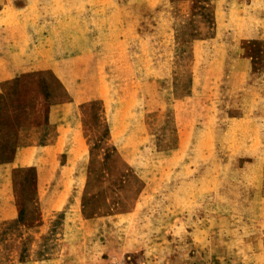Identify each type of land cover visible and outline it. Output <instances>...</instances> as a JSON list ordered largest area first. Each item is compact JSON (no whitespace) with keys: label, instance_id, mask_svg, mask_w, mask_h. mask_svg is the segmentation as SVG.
<instances>
[{"label":"rangeland","instance_id":"obj_1","mask_svg":"<svg viewBox=\"0 0 264 264\" xmlns=\"http://www.w3.org/2000/svg\"><path fill=\"white\" fill-rule=\"evenodd\" d=\"M1 6L62 43L58 67L80 84L67 146L82 156L63 191L57 174L40 188L37 172H15L20 222L0 221V264H264V0ZM46 72L3 84L0 150L41 115ZM47 129L28 137L48 144Z\"/></svg>","mask_w":264,"mask_h":264},{"label":"crops","instance_id":"obj_2","mask_svg":"<svg viewBox=\"0 0 264 264\" xmlns=\"http://www.w3.org/2000/svg\"><path fill=\"white\" fill-rule=\"evenodd\" d=\"M30 21L31 18L21 16L19 12L8 6L0 7V32H3L0 34V95L8 93L6 89H3V84L6 81L12 82L14 91L11 92H16L15 89L22 88V83L27 74L34 69L44 68L48 70L46 73H49L45 78H41L42 83L40 79L36 90L32 91V93L40 94L41 100L34 108L41 110V115H36L31 121H19L16 139L11 151L3 156L4 159L0 158V221L15 223L20 222L19 204L16 203L13 192V175L15 172L25 169L37 172L39 174L38 181L41 184L40 188L43 187L42 183L48 177L51 179V176L57 174L61 183L55 190L63 191L66 190L63 182L64 176L70 173L68 169L74 165V161L82 156H77L67 146L69 142L75 140L69 139V129L76 130L81 125V119L77 117L76 112L79 105L77 98V87L80 86L77 83L78 76L68 75L58 67L57 61L64 55L62 43L59 48L54 50L50 43L54 35L49 30L46 32L44 28L42 30L27 28V24L32 25ZM38 25L42 27L40 24ZM43 27L46 26L43 25ZM33 37L35 38L32 40ZM32 48L34 52L31 51ZM80 52L82 50L74 53V55L81 57ZM30 62L35 64L29 65ZM20 94L23 96V93ZM51 125L54 126V131L49 137L48 144H45V139L37 140L28 137L32 133L42 132L40 134L46 135L45 138L47 139L46 131ZM81 133L79 130V135ZM63 157L65 158L64 161H62ZM59 198L53 195V198L41 201L40 205L46 204L49 213L56 212L59 210L57 207ZM47 216L41 217L39 225L35 227L39 229V234L44 231L42 226ZM25 263L30 264L31 261L28 260Z\"/></svg>","mask_w":264,"mask_h":264},{"label":"trees","instance_id":"obj_3","mask_svg":"<svg viewBox=\"0 0 264 264\" xmlns=\"http://www.w3.org/2000/svg\"><path fill=\"white\" fill-rule=\"evenodd\" d=\"M10 91H14L13 90V84H12V82H11V84H10ZM1 96V95H0ZM11 149H12V147L9 145V143H5V144H3V148L0 150V152H2L3 153V156H5V155H7L10 151H11ZM27 172L28 171H33V170H31V169H25ZM25 170H21V171H25Z\"/></svg>","mask_w":264,"mask_h":264}]
</instances>
